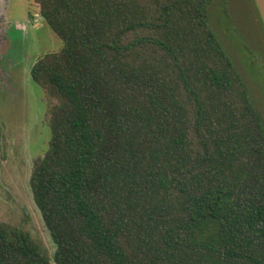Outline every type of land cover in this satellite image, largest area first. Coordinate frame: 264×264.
I'll return each instance as SVG.
<instances>
[{"label":"trees","instance_id":"obj_1","mask_svg":"<svg viewBox=\"0 0 264 264\" xmlns=\"http://www.w3.org/2000/svg\"><path fill=\"white\" fill-rule=\"evenodd\" d=\"M212 1L34 0L64 43L31 68L56 251L0 222V264H264V116Z\"/></svg>","mask_w":264,"mask_h":264},{"label":"rangeland","instance_id":"obj_2","mask_svg":"<svg viewBox=\"0 0 264 264\" xmlns=\"http://www.w3.org/2000/svg\"><path fill=\"white\" fill-rule=\"evenodd\" d=\"M228 3L230 15L213 0L210 20L264 116V22L255 0ZM38 12L34 0H0V222L29 231L53 260L56 245L30 186L51 139L48 99L31 68L64 43Z\"/></svg>","mask_w":264,"mask_h":264},{"label":"water","instance_id":"obj_3","mask_svg":"<svg viewBox=\"0 0 264 264\" xmlns=\"http://www.w3.org/2000/svg\"><path fill=\"white\" fill-rule=\"evenodd\" d=\"M260 10L263 22H264V0H255Z\"/></svg>","mask_w":264,"mask_h":264},{"label":"crops","instance_id":"obj_4","mask_svg":"<svg viewBox=\"0 0 264 264\" xmlns=\"http://www.w3.org/2000/svg\"><path fill=\"white\" fill-rule=\"evenodd\" d=\"M2 22V21H1ZM1 24H6V23H4V22H2ZM8 31V30H7ZM9 32V31H8ZM7 32V33H8ZM1 36V38H0V52L2 51V49H3V46H2V44H3V40H4V33H3V35H0ZM2 54V53H1ZM1 56V55H0Z\"/></svg>","mask_w":264,"mask_h":264}]
</instances>
